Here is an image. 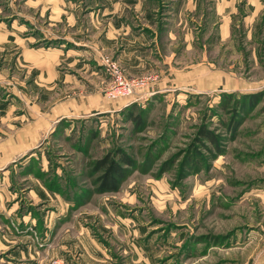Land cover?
<instances>
[{
	"label": "rangeland",
	"instance_id": "374dc122",
	"mask_svg": "<svg viewBox=\"0 0 264 264\" xmlns=\"http://www.w3.org/2000/svg\"><path fill=\"white\" fill-rule=\"evenodd\" d=\"M35 3L0 0V30H15L27 48L46 25ZM255 5L246 17L237 10L227 36L222 27L203 32L211 42L207 64L222 73L223 89L195 91V75L190 85L140 100L135 98L144 89L114 100L105 89L100 101L110 100L109 112L97 110L103 107L98 101L91 106L85 85L81 92L59 86L43 92L38 69L25 76L23 47L12 49V38L1 42L0 147L16 148L14 160L0 169L6 173L2 181H9L3 209L15 199L23 213L31 185L25 178L32 176L69 199L71 211L91 226L99 252L91 264H264V0ZM256 94V105L243 108ZM61 102L67 110L80 108L59 117L54 109ZM131 104L138 105L137 124L126 113ZM203 126L217 135L218 146L199 138ZM118 149L135 165L127 166L118 190L102 191L95 163ZM37 208L27 211L37 214ZM12 226L23 232L19 223ZM30 231L39 248L50 244L46 229L42 238ZM7 254L0 251V264H8ZM60 262L54 257L49 264Z\"/></svg>",
	"mask_w": 264,
	"mask_h": 264
},
{
	"label": "crops",
	"instance_id": "0c3cea01",
	"mask_svg": "<svg viewBox=\"0 0 264 264\" xmlns=\"http://www.w3.org/2000/svg\"><path fill=\"white\" fill-rule=\"evenodd\" d=\"M35 2L34 7L39 9L40 18L46 19L45 27L41 26L38 33H35L39 34L35 38L36 43L27 48L25 39H21L15 30L8 34L7 31L0 30V43L9 42L12 38L16 44L12 49L23 47L21 53L25 76L29 78L38 69L43 78L42 83L40 82V88L41 85L44 86L41 89L43 92L57 91L58 86L81 92V86H88L91 88L89 103L93 106L98 101L103 105L102 109L96 107L101 112H109L113 108L107 98L103 97L108 103L100 101V93L111 85L112 76L108 71L111 62L117 64L130 78L148 73L157 75V80L135 100L190 85L193 75L198 79L197 86L193 89L195 91L223 89L222 73H217L213 66L207 64L210 60L208 52L211 42L202 38L203 32L207 29L214 32L222 27V35L227 36V29L235 27L234 20L232 23L230 20L239 16L237 10L245 12L244 17L257 10L256 0ZM245 6H249L248 9ZM13 28L19 30L18 24L14 23ZM27 39L30 40L28 37ZM220 40L222 38H217V44ZM36 44L39 47L33 48ZM69 75L82 76L84 81L80 83ZM86 76L89 77L88 82L85 80ZM71 103L76 107L78 102L71 100ZM127 105L125 103L114 109H122ZM70 108L72 109L67 110L65 103L61 102L54 112L59 117H66L80 107ZM31 136L29 135L30 139L37 138V135ZM24 139L26 138L23 137L22 140ZM15 149L14 144L0 147V169L14 160ZM10 170L11 168L6 172L9 173ZM4 175L5 172H0V213L5 218L3 222L0 221V251L8 253V264H49L54 257L66 264H91L96 259L94 254L99 252L95 249L96 239L91 234V226H85L77 212L71 211L72 203L69 199L61 193L49 191L42 179L28 176L25 180L31 185L27 187H30L29 195L27 194L29 198L23 197L27 202L23 213H17L19 205L14 203L15 199L13 206L5 211L3 207L10 195L5 187L9 181H2ZM29 206L38 207L39 213L27 211ZM12 223H19L23 232L18 234ZM44 229L46 236L51 235V242L47 247L39 248L34 233L30 230H35L42 238ZM63 262L60 263L64 264Z\"/></svg>",
	"mask_w": 264,
	"mask_h": 264
},
{
	"label": "trees",
	"instance_id": "16d2710c",
	"mask_svg": "<svg viewBox=\"0 0 264 264\" xmlns=\"http://www.w3.org/2000/svg\"><path fill=\"white\" fill-rule=\"evenodd\" d=\"M248 98L249 101L244 104L243 108L248 109V105L250 108L254 107L259 100V94L250 95ZM137 107V104H131L126 108L129 120L135 124L140 122V114H137ZM199 138L218 146L217 135L204 126L199 129ZM134 165L135 160L125 151L118 149L115 153L108 152L95 163V170L101 171L98 177L99 189L102 191L118 190L121 182L127 178L130 171L127 166Z\"/></svg>",
	"mask_w": 264,
	"mask_h": 264
},
{
	"label": "built area",
	"instance_id": "2783aa9c",
	"mask_svg": "<svg viewBox=\"0 0 264 264\" xmlns=\"http://www.w3.org/2000/svg\"><path fill=\"white\" fill-rule=\"evenodd\" d=\"M108 71L112 75L111 85L106 89L105 96L110 99L128 97L146 89L157 80V75L148 73L134 78L127 77L117 64L111 62Z\"/></svg>",
	"mask_w": 264,
	"mask_h": 264
}]
</instances>
